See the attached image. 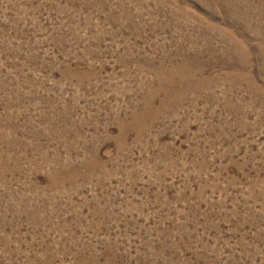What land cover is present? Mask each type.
<instances>
[{
    "label": "rangeland",
    "instance_id": "1",
    "mask_svg": "<svg viewBox=\"0 0 264 264\" xmlns=\"http://www.w3.org/2000/svg\"><path fill=\"white\" fill-rule=\"evenodd\" d=\"M0 264H264V0H0Z\"/></svg>",
    "mask_w": 264,
    "mask_h": 264
}]
</instances>
